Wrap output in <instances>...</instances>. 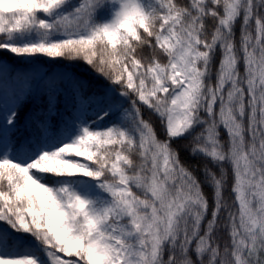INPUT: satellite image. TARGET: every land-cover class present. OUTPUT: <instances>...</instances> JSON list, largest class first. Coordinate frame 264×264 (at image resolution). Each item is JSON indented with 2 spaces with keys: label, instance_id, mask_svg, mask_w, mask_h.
Segmentation results:
<instances>
[{
  "label": "snow or ice",
  "instance_id": "1",
  "mask_svg": "<svg viewBox=\"0 0 264 264\" xmlns=\"http://www.w3.org/2000/svg\"><path fill=\"white\" fill-rule=\"evenodd\" d=\"M0 264H264V0H0Z\"/></svg>",
  "mask_w": 264,
  "mask_h": 264
},
{
  "label": "trees",
  "instance_id": "2",
  "mask_svg": "<svg viewBox=\"0 0 264 264\" xmlns=\"http://www.w3.org/2000/svg\"><path fill=\"white\" fill-rule=\"evenodd\" d=\"M44 67H46V66H44Z\"/></svg>",
  "mask_w": 264,
  "mask_h": 264
}]
</instances>
